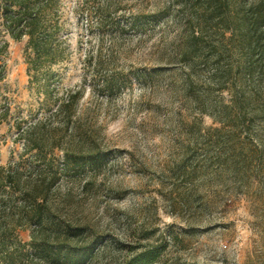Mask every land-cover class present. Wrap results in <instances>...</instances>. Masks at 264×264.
Listing matches in <instances>:
<instances>
[{
  "label": "rangeland",
  "instance_id": "rangeland-1",
  "mask_svg": "<svg viewBox=\"0 0 264 264\" xmlns=\"http://www.w3.org/2000/svg\"><path fill=\"white\" fill-rule=\"evenodd\" d=\"M53 1L44 19L57 26L60 60L36 77L28 37L0 28V165L46 169L35 151L22 155L19 128L40 119L55 127L48 118L61 99L81 92L63 140L67 159L56 153L61 180L50 203L59 227L44 229L46 256L124 264L151 249L155 264H264V127L229 135L205 112L232 102L208 81L212 61L187 90L188 69L173 56L177 0ZM18 236L26 245L17 264H47L31 261L30 228Z\"/></svg>",
  "mask_w": 264,
  "mask_h": 264
},
{
  "label": "trees",
  "instance_id": "trees-1",
  "mask_svg": "<svg viewBox=\"0 0 264 264\" xmlns=\"http://www.w3.org/2000/svg\"><path fill=\"white\" fill-rule=\"evenodd\" d=\"M177 2L183 22L173 56L188 69L187 90H192L194 78L201 76L198 70L201 64L212 61L208 81L231 93L232 102L217 113L208 109L205 112L218 120L229 135L247 134L248 138L256 135L254 125L260 123L264 127V0ZM53 3V0H0V28H5L16 41L28 37L31 78L37 76L42 64L60 60V52L51 42L57 26L52 31L44 19ZM103 64L100 58L96 69ZM49 76L46 75V85ZM80 93H70L61 99L48 118L56 121L55 127L40 119L19 128L18 137L24 140L22 155L35 151L34 156L46 169L24 167L22 160L0 165V253L6 264H17V251L22 255L26 243L19 239L18 232L25 228L31 230V244L36 252L31 261L56 264L57 259L46 256L50 236L44 229L59 227L50 203L51 193L61 180L60 171L54 169L55 158L59 151L67 159L69 149L63 140L75 124L73 113ZM203 104L206 106V102ZM73 128L77 131L76 126ZM48 169L52 174H47ZM157 256L151 249H144L124 264H155Z\"/></svg>",
  "mask_w": 264,
  "mask_h": 264
}]
</instances>
